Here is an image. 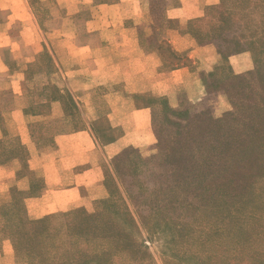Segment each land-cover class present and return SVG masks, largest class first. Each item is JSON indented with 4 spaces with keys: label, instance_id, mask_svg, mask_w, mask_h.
<instances>
[{
    "label": "crops",
    "instance_id": "crops-1",
    "mask_svg": "<svg viewBox=\"0 0 264 264\" xmlns=\"http://www.w3.org/2000/svg\"><path fill=\"white\" fill-rule=\"evenodd\" d=\"M31 1L46 3L45 20ZM220 4L0 0V264L15 262L21 212L27 222L93 212L107 197L110 161L157 145L161 101L194 102L189 88L222 57L190 28ZM41 34L49 42L34 40ZM243 59H230L237 74L248 69ZM29 65L39 67L32 82L44 79L41 87L25 85Z\"/></svg>",
    "mask_w": 264,
    "mask_h": 264
},
{
    "label": "rangeland",
    "instance_id": "rangeland-1",
    "mask_svg": "<svg viewBox=\"0 0 264 264\" xmlns=\"http://www.w3.org/2000/svg\"><path fill=\"white\" fill-rule=\"evenodd\" d=\"M30 8L46 19V3ZM190 33L222 57L189 88L194 102L165 99L162 141L110 161L93 212L21 223L14 264H264V0H221ZM38 66L25 68L29 88L45 82H32Z\"/></svg>",
    "mask_w": 264,
    "mask_h": 264
},
{
    "label": "trees",
    "instance_id": "trees-1",
    "mask_svg": "<svg viewBox=\"0 0 264 264\" xmlns=\"http://www.w3.org/2000/svg\"><path fill=\"white\" fill-rule=\"evenodd\" d=\"M229 45H232V42L231 43H229ZM243 46H244V50H246V46H247V43L246 44H243ZM220 48H222L221 46H219ZM234 47H240V44L239 43H237V42H235L234 43ZM240 51V50H239ZM239 51H233L232 53H237V52H239ZM165 102H166V100L164 99V100H162L161 101V104H162V106H163V109H164V113H166L167 112V105L165 104ZM161 133V132H160ZM160 133H158L157 134V140H158V142L160 143L162 140H161V135H160ZM135 149H129V150H127V151H125V152H123L120 156H118L117 158H115L116 160H119V159H121L127 152H129V151H134ZM21 217H22V223L24 224H26V218L24 217V215L22 214V212H21Z\"/></svg>",
    "mask_w": 264,
    "mask_h": 264
}]
</instances>
